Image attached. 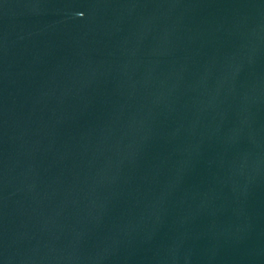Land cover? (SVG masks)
Segmentation results:
<instances>
[{
	"label": "water",
	"instance_id": "water-1",
	"mask_svg": "<svg viewBox=\"0 0 264 264\" xmlns=\"http://www.w3.org/2000/svg\"><path fill=\"white\" fill-rule=\"evenodd\" d=\"M0 264H264V0H0Z\"/></svg>",
	"mask_w": 264,
	"mask_h": 264
}]
</instances>
